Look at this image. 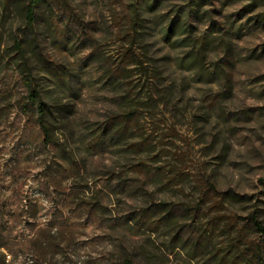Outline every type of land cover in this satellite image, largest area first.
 Wrapping results in <instances>:
<instances>
[{
    "label": "rangeland",
    "instance_id": "374dc122",
    "mask_svg": "<svg viewBox=\"0 0 264 264\" xmlns=\"http://www.w3.org/2000/svg\"><path fill=\"white\" fill-rule=\"evenodd\" d=\"M48 2L22 59L0 0V264H123L127 246L137 264H218L264 247L246 221L257 206L264 225V0ZM25 69L55 110L48 142ZM160 203L183 211L172 229L128 222Z\"/></svg>",
    "mask_w": 264,
    "mask_h": 264
},
{
    "label": "trees",
    "instance_id": "16d2710c",
    "mask_svg": "<svg viewBox=\"0 0 264 264\" xmlns=\"http://www.w3.org/2000/svg\"><path fill=\"white\" fill-rule=\"evenodd\" d=\"M5 7L11 9L14 15H18L21 20L20 26L15 29L12 37V45L15 48L16 54L22 59H25L27 54L28 56L36 55L37 49L39 50L36 44L39 41L35 31L36 27L41 22L44 9H51L48 0H13V2L12 0H7ZM21 76L26 89L25 103L23 105L24 112H28L29 108L32 110L44 136V140L48 142L52 139L55 131V110L49 102V99L44 96L31 69L23 70ZM221 196L224 202L230 199L243 201L247 197L231 193L230 191L223 192ZM156 214H160V218L157 222L152 221V217ZM182 214L183 211L179 213L169 205L160 203L159 205L149 207V209L145 210L143 213L136 214V216L131 217L128 222H135L137 226L146 228L150 231L156 229L157 223H162L164 226H167L168 229H172L173 223L177 221ZM259 215V210L257 206H255L253 209L248 210L246 221L250 228L256 233L264 236V225ZM205 232L206 247L210 248V238L214 234V228H207ZM183 237L184 234L179 231L172 232V240L178 239L184 244L193 243L194 249H198L200 242L197 238H190V235ZM235 240L236 239H234V242ZM230 246L225 250L224 256L217 260L218 264H240L243 261L248 264H264V247L254 253V255H249L248 253H239L240 250H238L237 246L234 247L233 244ZM129 251L127 246L126 252H124L122 257L123 264H137L138 257L136 252Z\"/></svg>",
    "mask_w": 264,
    "mask_h": 264
}]
</instances>
